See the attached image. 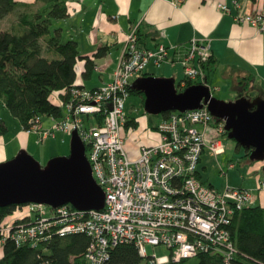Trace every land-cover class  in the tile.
<instances>
[{"label": "built area", "instance_id": "built-area-1", "mask_svg": "<svg viewBox=\"0 0 264 264\" xmlns=\"http://www.w3.org/2000/svg\"><path fill=\"white\" fill-rule=\"evenodd\" d=\"M170 1L179 6L186 0ZM234 3L240 8L241 3ZM221 8L231 11L226 3ZM236 20L264 32V10L236 15ZM176 51V46L163 42L142 46L137 30H132L111 81L96 88L73 87L67 101L61 100L64 92L56 93L53 100L63 115H48L52 119L48 126L44 115H37L24 127L28 134H37L38 142L77 130L106 203L101 210L87 211L71 204L56 208L23 204L5 220L0 253L8 238L19 246H36L54 235L85 233L91 241L84 264H105L111 247L120 243L136 244L149 264H172L205 252L222 254L224 264H235L238 251L230 225L237 211L254 203V193L208 184L200 168L207 149L216 156L225 153V121L218 120L207 104L169 111L155 127L161 137L158 143L143 144L136 158L129 156L125 146L123 129L131 120L126 107L130 87L150 65L181 64L179 91L194 84L211 88L205 81V65L213 57L211 39L194 37L184 55L174 56ZM258 190H264V180L259 181ZM147 244L167 245L170 253L150 255Z\"/></svg>", "mask_w": 264, "mask_h": 264}, {"label": "trees", "instance_id": "trees-1", "mask_svg": "<svg viewBox=\"0 0 264 264\" xmlns=\"http://www.w3.org/2000/svg\"><path fill=\"white\" fill-rule=\"evenodd\" d=\"M14 12L18 15L16 22L10 28H0V103L27 127L37 115L62 116L61 106L53 100L55 94L64 92L60 97L67 101L73 87L85 86L82 82L91 79L95 58L106 55L109 47L101 46L94 56H85L80 54L75 39L63 41L62 29H53V24L69 16L66 0H35L33 4L0 0V23ZM216 66L214 57L205 65V81L209 85ZM141 78L134 80L130 93L145 97L144 91L135 86ZM163 114L168 116V112ZM131 124L137 125L135 118L127 125ZM7 129L1 120L0 134ZM252 151L246 149L247 155ZM19 206H0V242L5 220ZM230 230L238 251L233 257L235 264H264V206L253 203L237 211ZM90 241L85 233L54 235L36 246H19L8 238L2 243L0 264H84ZM197 257L198 264H224L219 253L205 252ZM143 259L136 244L120 243L111 247L105 264H141Z\"/></svg>", "mask_w": 264, "mask_h": 264}, {"label": "crops", "instance_id": "crops-1", "mask_svg": "<svg viewBox=\"0 0 264 264\" xmlns=\"http://www.w3.org/2000/svg\"><path fill=\"white\" fill-rule=\"evenodd\" d=\"M18 1L35 3V0ZM235 1L241 3L240 8L235 6ZM66 2L70 8L69 16L55 23L56 27L62 29V39H75L79 44L80 54L85 56H94L101 46L109 47L106 55L95 58L96 66L92 77L97 74L100 80L89 84L91 77L82 82L86 87L96 88L111 81L128 35L136 29L140 45L154 47L163 42L176 46L174 56L184 55L192 38H210L213 57L217 60L211 86L215 82L225 81L232 84L238 97H246L250 91L256 92L257 97H264V32H259L249 23L236 20V15L263 11L264 0H186L179 6H174L170 0ZM223 3L231 7L229 13L222 10ZM150 66L139 77L155 76ZM135 119L136 126L131 124L123 129L125 146L131 158L139 156L143 145L136 143L133 139L135 137L130 136L136 135L135 129L139 124H145L142 118ZM1 120L8 128L5 133L0 134V162H4L23 149L28 151L29 142L32 137L37 141V134H28L20 123L18 127H11L6 120ZM149 126L152 128L151 134L155 136L145 144L158 143L160 134L155 127ZM260 180H264V173L257 177L253 187H239L251 190L255 196L254 203L264 206V190H258Z\"/></svg>", "mask_w": 264, "mask_h": 264}, {"label": "water", "instance_id": "water-1", "mask_svg": "<svg viewBox=\"0 0 264 264\" xmlns=\"http://www.w3.org/2000/svg\"><path fill=\"white\" fill-rule=\"evenodd\" d=\"M145 93V108L152 114L186 111L207 104L212 114L225 121L230 138L245 149L252 160L264 161V97L221 100L206 84L179 91L175 79L148 76L135 85ZM41 203L53 207L71 204L78 210H101L106 195L97 183L79 132L71 135V150L42 165L27 150L0 162V206Z\"/></svg>", "mask_w": 264, "mask_h": 264}, {"label": "rangeland", "instance_id": "rangeland-1", "mask_svg": "<svg viewBox=\"0 0 264 264\" xmlns=\"http://www.w3.org/2000/svg\"><path fill=\"white\" fill-rule=\"evenodd\" d=\"M17 16V12L8 15L0 23V28H10L12 23L16 22ZM55 23L53 24V29L56 27L57 23ZM67 38L68 37H64L63 41H66ZM150 67L151 72L154 73L155 76L172 78L175 79L177 83H179L180 79L183 77V69L181 64L173 66L170 63H163L160 67ZM99 80V76L95 74L89 81V84H94V82H97ZM211 89L213 92V96L217 99L230 101L239 98L238 92L233 89L232 84L229 82H215L214 85L211 86ZM250 92L251 93L246 95V97L249 100L255 99L257 97L256 92ZM145 99L146 97H143L141 95L131 94L128 97L126 103L129 116L137 119L142 118L145 122L144 126L142 124H139V126L135 129L136 135H130L132 136V138L134 136L136 138H133L134 141H136V143L138 142L139 144H145L148 140L154 138L155 135L151 134L152 128H150L149 125H151V127H156L158 123L163 119V115L152 114L146 110ZM0 119L6 120L11 127L19 126L18 120L2 103H0ZM44 119L47 126L52 122V119L48 115H44ZM146 128L149 130H146ZM223 139L226 145L225 153L216 156L212 151L207 149L202 154L200 168L202 171L203 179L208 184L214 183V185L220 188H225L228 185L236 187H253L256 184L255 180L257 179V177L261 173H264V161L252 160L250 156L247 155L246 149L239 148L237 146V142L234 139L230 138L228 133L224 134ZM28 146V151L30 152V154L42 165H46L53 157L66 156L70 154L71 135L59 132L57 133L56 138H49L40 142H38V140L35 141V139L32 137ZM232 164H234V166H231ZM146 247L150 255L155 254L157 257L170 253V249L167 245L164 244L157 246L147 244ZM198 263L199 258L196 256L172 264ZM141 264H149L148 259L144 258Z\"/></svg>", "mask_w": 264, "mask_h": 264}]
</instances>
